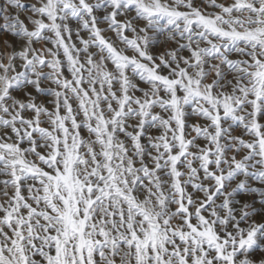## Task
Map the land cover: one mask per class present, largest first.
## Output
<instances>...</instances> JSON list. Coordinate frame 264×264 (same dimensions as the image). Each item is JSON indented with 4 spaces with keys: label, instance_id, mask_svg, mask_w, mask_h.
Returning <instances> with one entry per match:
<instances>
[{
    "label": "rangeland",
    "instance_id": "rangeland-1",
    "mask_svg": "<svg viewBox=\"0 0 264 264\" xmlns=\"http://www.w3.org/2000/svg\"><path fill=\"white\" fill-rule=\"evenodd\" d=\"M201 1L0 0V264H27L30 258L35 257L34 247L39 237L44 233H48L46 238L50 237L61 243L60 240L66 239L68 235L65 232L60 233L58 227L60 229L71 227L69 230H75L74 233H77V237L74 239L76 248L73 253L84 259L85 250L83 249L86 240H88L86 232L83 231L84 223L91 221L99 213L89 204L90 198L88 199V197L91 195H83L84 192L80 191L79 170L82 169L92 172V177H99L100 188L97 192L117 194L121 197H136V199L128 201H131L133 206L138 205L137 207L143 208L141 217H139L140 228L138 229L139 232L144 233L150 246L147 251L148 255L150 256L152 253L157 264H164L161 258L162 246L160 241L158 243L156 231L161 226V222L154 216V212L149 206L151 203L146 201L149 195L151 196L150 190H142L136 196L123 188L125 171L131 165L130 155L137 153L136 148L142 144V137L135 130L137 122L134 117L127 118L122 124H114L115 117L118 114L133 111L132 109H145L148 101L167 102L156 121H159L160 123H158L166 129H174L175 139L180 147L185 149L190 144L188 143L190 137L186 130L188 125L185 123L187 119L195 117L198 112L209 115L217 112L218 114L226 113L229 110L227 106L234 101L235 94H237L235 101L244 96L251 106H255L261 100L260 97L264 92V61L262 60V58L264 59V0ZM194 31L197 32L196 34L203 32L202 36H212L214 44L218 46L217 55L212 58V62L203 64L200 62V44H193L187 35ZM183 33L187 36H183ZM175 34L179 35L178 40L175 39ZM196 45L199 48H196ZM179 48H181L179 51L183 57L179 68L177 65L174 74H165L161 69L162 64L172 62L176 58L174 51ZM244 54L250 63L248 69L251 73L248 75L251 78L248 77V81H245L243 94L238 91L233 93L229 80L221 76L222 65L224 61ZM248 56L250 59H254L250 61ZM98 67L101 72H97L100 71ZM92 70L93 74H91ZM137 75H143L148 80L141 82L137 80ZM162 86L163 88H161ZM142 88H147L144 97ZM150 90H152L151 95H149ZM238 94L240 95L238 96ZM184 101L187 104L185 106L183 105ZM94 105L95 107H93ZM117 106L119 107L117 108ZM71 107H76L75 113ZM258 120L253 117L248 121V126L252 131H256ZM200 124L199 121L192 125L194 128L197 127V133ZM119 129L123 131L121 133L126 134L124 140L118 136L117 130ZM83 130L87 136L88 149L90 148L96 154L93 158L82 162L83 166L79 169L75 162L83 160L84 157L77 152L76 137ZM22 131L35 136L37 142L34 148H31L30 145L23 146L20 140ZM207 135L198 133L197 137L191 138L194 143L190 144V148L194 149L191 152L192 155L197 154L195 153L196 149L200 151L201 148L212 145V138ZM68 141L70 142L68 143ZM180 147L172 157L177 156ZM235 154L230 156L234 164L237 163ZM258 158L261 161L257 162V167L264 169V146ZM188 162L195 163L193 158L186 159L183 166H189ZM254 169L255 167H251L250 171H254ZM220 178L221 174H217L214 180H220ZM6 179L8 183H5ZM23 179L25 180L21 183L20 181ZM177 196L179 202L174 203V208L180 215L178 218H170L171 220L167 219L168 221L164 222L172 227L177 234H180L182 244L187 243L191 246L199 240L200 235H204L212 241L218 242V246L222 247L226 238H223L217 228L206 219V213L210 212L208 211V207L211 206L210 202L202 205V200L198 199L197 205L187 206L182 190H177ZM41 197L46 199V203L30 206L28 212L26 208L20 211L16 206L10 204L12 200L30 198L33 201V199ZM54 200L56 201L54 202ZM186 206L190 207L188 212H185ZM25 219H28L32 225L37 224L40 228L46 226L47 230L45 228L43 230L30 229L27 227ZM263 222L264 218L262 221L264 227ZM258 224L254 217L245 230L243 229L235 236L232 235L235 237L233 250L239 252L236 257L233 256V253L222 250L220 258L223 259V264H261L264 261V233L261 235V231H258ZM5 233L6 236H4ZM232 236L230 235V237ZM231 241L232 239H229L228 242L231 243ZM77 242L80 246L77 245ZM237 246L240 248L236 249ZM67 252L50 255L47 259L48 264H54L59 254L63 255V258L56 264H68L64 260L68 255ZM182 254L184 253L182 252ZM95 255L98 256V254ZM183 257H185L182 261L184 264L190 260L191 255L184 254ZM102 258H105V255H102ZM95 263L112 264L113 262L107 259L98 260ZM36 264H40V262H36ZM113 264L120 263L117 261Z\"/></svg>",
    "mask_w": 264,
    "mask_h": 264
},
{
    "label": "bare ground",
    "instance_id": "bare-ground-1",
    "mask_svg": "<svg viewBox=\"0 0 264 264\" xmlns=\"http://www.w3.org/2000/svg\"><path fill=\"white\" fill-rule=\"evenodd\" d=\"M201 3H202V1H201ZM58 4H60V3H58ZM192 4H195V3H192ZM206 9H207V7H206ZM250 14H253V13H250ZM225 17H226V15H225ZM10 19H12V18H10ZM238 20H240V18H238ZM151 21H153V20H151ZM179 24H181V23H179ZM196 28L199 29V27H196ZM163 29H164V26H163ZM19 31H21V30H19ZM177 33H180V31H177ZM196 33H197L196 31L187 33L188 37L190 38L189 40H192L193 44H197V43L200 44L199 45L201 47L200 48V50H201L200 51V53H201V61L200 62L202 64L205 63V62H210L212 60V58L215 55H217L216 52L218 50V46L214 44V40L212 39V36H210V35H208V36L203 35L202 36L201 34H204L203 32L198 33L199 35L196 34ZM187 35L184 34L183 36H187ZM226 35H227V33H226ZM174 36H175L176 40H178V38H180V37H178L179 35H177V34H175ZM155 39H156V37H155ZM226 41H228V40H226ZM251 42H252V40H251ZM76 43H77V41H76ZM92 44H91V46H92ZM199 46L197 47V45H196V48H199ZM160 47L162 48V46H160ZM93 48H95V47H93ZM159 50H161V49H159ZM179 50L181 51V48L176 49L174 51V55L176 56V58L172 62H169L168 64H165V65L162 64L161 69H162V71L165 74H168V75L169 74H174V72H176L175 71V67L178 65L177 68H179V64L181 63V60L183 59L182 54H181V52ZM162 53H163V51H162ZM236 54H237V52H236ZM252 55H254V54H252ZM197 56H199V55H197ZM246 57L247 56H245V54L244 55H239V56L236 55L233 59H228L227 61H224L223 65H222L221 76H223L226 80H229V82L231 84L230 88L232 89L233 93L238 91V92H241V94H243V92H244V83H246L245 81L246 80L248 81V77H250V75H248L249 73H251V71H249L250 69H248V65L250 63H248V60H247ZM248 58L250 59L249 56H248ZM252 59H254V58H252ZM252 59H250V61ZM262 60L264 61L263 58H262ZM218 65H219V63H218ZM100 68L98 70H100ZM84 70H85V66H84ZM91 72H92L91 74H93V70ZM97 72H101V70L97 71ZM141 72H142V70H141ZM13 73H14V71H13ZM119 75H120V73H119ZM143 75H137V77H136L137 80H139L141 82L147 81L148 79L146 80L143 77ZM110 77H112V76L110 75ZM185 77H186V75H185ZM214 77L216 78V76H214ZM115 78H117V77H115ZM168 78H169V76H168ZM29 80H31V79H29ZM29 80H28V82H29ZM184 80H185V78H184ZM24 81H26V80L24 79ZM105 82H106V80H105ZM182 82H180V83H182ZM263 82H264V79H263ZM86 85H88V84H86ZM103 85H104V83H103ZM109 85L112 86V84H109ZM114 85H115V83H114ZM37 86H39V85H37ZM121 88H123V87H121ZM129 88H131V87H129ZM129 88H127V89L129 90ZM158 88H159V86H158ZM161 88H163V86ZM141 90L144 93L142 95L144 97V95L147 93V88H142ZM177 91H179V90H177ZM211 91H213V90H211ZM23 93H25V92H23ZM108 93H109V91H108ZM151 93H152V90H150L149 95H151ZM65 94L67 95V93H65ZM136 95H137V93H136ZM236 95L237 94H235V96H234V101H232L231 104L227 106L229 108V110L226 113L224 112V113H219L218 114V112H217L216 114L209 115V114H206V113L204 114V113L198 112V113H196L197 116L195 114V117L187 119V121L185 123H187L188 128L187 129L185 128V129L187 130V133L189 134V137H190V138L188 137L189 138L188 143L194 144L192 142L191 138L197 137L198 133L199 134H204V133L208 134L212 138V140H211L212 141V145L207 147V148L203 147V148L200 149V151L196 149L195 153H197V154L194 153L195 155H192V153H191L194 149L190 148V144L187 145L185 149L180 147L179 143L177 142V140L174 137V136H176L175 132L173 131L174 129L173 130L166 129V127H162L159 124L160 123L159 121H156L157 120L156 119L157 116L159 114H161L160 111L163 108L166 107V103L167 102H165V103L163 102L162 103V102H160L158 100L156 101V100L152 99L153 101H148L149 103H147V106H146L145 109L144 108L143 109L142 108L132 109L133 111H128V112H125V113H121L120 115L118 114L115 117L114 124H122V123H124L126 121L127 118H132V117H134L136 122H137L136 126H135L136 127L135 130L142 137V139H141L142 144L139 146V148H136V150H137L136 154H131L130 155V159H131L130 163H131V165L125 171V182L123 183V188H125V190H127L128 193H130L132 195H136V196L142 190H145V189H147V190L149 189L150 190L151 196L149 195V198H147L146 201L151 203V205H149V206H151V209L154 212L153 213L154 216L158 219L159 222H161V226L158 227V228L156 227L157 228L156 231H157V234H158L157 238L159 239L158 243L160 241L161 246H162V257L161 258L163 260L162 259L161 260L164 261V264H183L182 261L185 258V257H183L184 254H186V255L190 254L191 255L190 260H188V262H186L184 264H223V262H222L223 259L221 260V258H220V252H222V250H226L227 252H230L231 254L233 253V256L237 257L239 251L237 250V252H236L235 249L233 250V242H234V238L235 237H233L232 235L235 236L236 234H239L243 229L245 230V228L248 227L249 222L251 220H253L254 217H255V220H257L258 223H259L258 224L259 225L258 226V231H261V235H262V233H264V227L262 225V221H263V218H264V214H263V212H264V169L263 168H259V166L257 167V162L261 161V159L258 158V157L261 155L262 147L264 146V92H263V95L261 94L262 95L260 97L261 100H259L258 104L255 105V106H251L248 103V101H246V97H244V96L241 97L240 99H237V101H235V98H237ZM239 95L240 94H238V96ZM190 96H191V94H190ZM31 97H29V98H31ZM179 97H180V95H179ZM60 98H62V97H60ZM67 98H68V96H67ZM165 98H167V97H165ZM39 100H40V98H39ZM89 100H90V98H89ZM127 100L128 99H126V101ZM36 101H38V100H36ZM61 104H63V103H61ZM185 104H186V102L184 101L183 105L185 106ZM203 105H202V107H203ZM93 107H95V105ZM118 107L119 106H117V108ZM75 108L71 107L72 110L74 109L73 110L74 113H75ZM98 108H100V107H98ZM1 109H2V106H1ZM46 109H47V107H46ZM48 109H50V108H48ZM77 109H79V108H77ZM215 111H216V109H215ZM109 112H110V110H109ZM46 114H47V112H46ZM32 115H33V113H32ZM41 116H42V114H41ZM253 117H256V118L259 119L256 131H252L249 128L250 126H248V123H249L248 121L251 118H253ZM179 121H181V120H179ZM199 121H200L201 124H200V127L198 128L199 131L197 133V127H195L196 128L195 129L194 127H192V125L194 123H198ZM80 122H82V121H80ZM74 127H75V125H74ZM160 127H161V129H160ZM20 129H22V128L20 127ZM117 131L119 132L118 136L120 137V139L124 140L126 134L125 133H121V132H123L121 129H119ZM36 132H37V130H36ZM133 133H134V131H133ZM158 137H160L159 139L161 141H158L159 140ZM203 138H205V137H203ZM76 139H77V152L81 156L84 157V159H83L84 161L80 160V161L75 162L77 164V167L79 169H81V167L83 166L82 162H86V159H88V158H93L96 153L93 152L92 150H90V148L88 149L87 136H86V133L84 132V130L81 133L78 134ZM20 140H21L23 146L24 145H27V146L30 145L31 148H34L35 145H36V142H37L35 136L33 137L32 133H29V132H23L21 134V136H20ZM18 142H19V140H18ZM69 142L70 141H68V143ZM125 143H126V141H125ZM179 147H180V150H179V153L177 154V156L172 157L173 153L176 152V150ZM197 148H198V146H197ZM94 150H96V149H94ZM197 151H199V152H197ZM233 153H236L235 155H237L236 156L237 157V163H235V164L230 159V156ZM192 158L195 161V163H189L188 162L187 165H189V166H183L184 161L186 159L191 160ZM251 167H255L254 171H250ZM91 173L92 172L85 171L83 169L79 170L80 182H81L80 183V191L84 192L83 195H88V196L91 195V197H88V199L90 198L89 204L91 205L92 209H94L95 211L97 210L98 213H99L97 217H93L91 219V221L90 220L87 221V222L85 221L86 223H84L85 227L83 228V231L86 232V236L88 238V240H86V243H85L84 249H83V250H85V252L83 251L84 252V259L83 258H79L78 256H75V254L73 253L74 249L76 248L74 239L77 237L76 236L77 233H74L75 230H69L71 227L67 229L66 227L63 226L64 229H60V227H58V229L60 230L59 232L60 233L61 232L67 233V235H68L67 238L66 239H62L61 238L62 239V240H60L61 243H59V242H57L55 240H52L50 237L46 238L48 233H44L43 236L39 237V240H38L36 246L34 247V255H35V257L32 258V259L30 258V260H28L27 264H36V262H40V264H48L47 259H48V257L50 255L58 253V252H67V251H68L67 252L68 255L65 257L64 260L68 264H88V261L90 262L89 264H96L95 262L98 261V260L103 261V260H107V259H108V261L113 262V263H117V261H118L120 264H157L156 263L157 260L155 259V256L151 255L152 253L151 254L149 253L150 256L148 255L147 251L150 249V246L147 243L148 241L146 240V237L144 236V233L139 232V229H138V228H140L139 217H141V213H142V209L143 208L137 207L138 205L137 206H135V205L133 206V205H131L132 204L131 201H128V200L136 199V197H131V198L130 197H121V196H118L117 194H111V193H107V192H105V193L97 192L98 189L100 188V182H99L100 180H99V177H96V178L92 177ZM217 174H221L220 180H217V179L214 180V178H215V176H217ZM24 180L25 179H23L20 182L23 183ZM5 183H8L7 179L5 180ZM178 189L183 191V195H184L183 199H185V201H186L185 204L187 206L191 205V204H196L197 205L198 199L202 200V203H201L202 205L210 202L211 206L208 207V211H210L212 214L210 215V212L206 213V215H207L206 219L209 220V222L212 223L217 228V231L219 232L220 235H222L223 238H226L225 242H223L224 244L222 245V247L218 246V244H217L218 242L216 243V242L212 241L211 239H209L208 237H206L204 235H200V237L198 238L199 240L197 242L195 241V243L192 244L191 246L187 245V243L183 245L182 244V240H181L182 238L179 236L180 234H177L176 231L172 227L166 225V223L164 222L165 220H167V219L171 220L170 218L174 219L176 217L178 218V216L180 215L178 213L177 209L174 208V203L175 202H179V198L177 196V190ZM78 195H79V193H78ZM141 199H142V196H141ZM55 201L56 200H54V202ZM108 202H111V203H108ZM45 203H46V199L44 197H41L39 199L38 198L33 199V201L30 198L29 199L22 198L21 200H15V201L12 200L10 204L12 206H16L20 211H22L23 208L24 209L26 208L27 209L26 211L28 212V208L30 206H37V205L39 206V204H45ZM198 203H200V202H198ZM187 206L185 208L186 209L185 212H188L190 210L189 209L190 207L188 208ZM216 206H217V209H216ZM144 215H145V213H144ZM256 217H259V219H256ZM34 220H35V218H34ZM25 222H27L26 223V224H28L27 227H30V229H32V228L36 229L37 228L39 230L40 229L43 230V228H45V230H47L46 226L45 227L42 226L40 228L37 224H33V225L30 224L28 219H25ZM45 222L46 221H44V223ZM172 224H174V223H172ZM71 225H72V223H71ZM146 225H147V223H146ZM173 227H174V225H173ZM26 230H28V229H26ZM83 231H82V233H83ZM153 231H155V230H153ZM226 233H227V236L225 237ZM230 235L233 238L230 237ZM4 236H6V233H5ZM229 239L230 240L232 239L231 243L228 242ZM239 240H242V239H239ZM239 240H238V243L240 242ZM26 242H28V241H26ZM77 245H79L78 242H77ZM161 246H160V248H161ZM27 247H29V246H27ZM238 247L239 246H237L236 249H238ZM77 248H78V246H77ZM32 250H33V248H32ZM182 252L184 254H182ZM95 254H98V256H100V258H97L98 256H96ZM114 254H115V256H113ZM156 254L158 255V253H156ZM102 255H105V258H102ZM62 258H63V255L59 254L58 258L54 261V264H56ZM261 264H264V261H262Z\"/></svg>",
    "mask_w": 264,
    "mask_h": 264
}]
</instances>
